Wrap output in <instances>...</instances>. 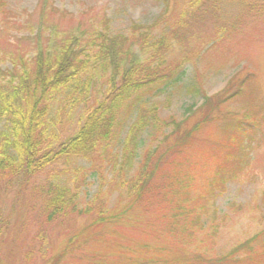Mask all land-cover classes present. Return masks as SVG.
<instances>
[{"label":"trees","instance_id":"1","mask_svg":"<svg viewBox=\"0 0 264 264\" xmlns=\"http://www.w3.org/2000/svg\"><path fill=\"white\" fill-rule=\"evenodd\" d=\"M161 1L167 7L168 0ZM193 1L200 2L190 7L191 16L198 18L208 10L216 12L220 3ZM206 2L209 8L202 9ZM248 7L247 12H252ZM49 10H53L50 1L40 0L34 35L39 40L44 34L52 45L36 41L34 54L29 56H6L0 49V252L10 235L15 208L12 203L13 213L3 214L11 182L18 178L17 185L24 187L42 172L59 174L60 166L75 158L93 168L90 171L97 183L105 179L101 167L119 175L115 189L120 196L125 194L128 209L141 207L143 212L154 201V205L166 206L164 216L170 218V231H179L183 242L188 243L194 226L203 227L198 212L205 211V203L200 200L204 202L215 189L223 190L245 168L254 144H258L255 137L264 129V104L254 102L255 92L253 99L246 100L244 112L238 114L227 108L230 101L250 96L249 84L254 76L248 73L225 88L215 101L204 94L199 105L189 107L188 115L160 117L157 106L147 105L145 98L163 93L186 76L185 64L190 57L180 46L185 38L182 31L188 25L184 13L178 15L176 27L159 33L138 24L133 27L143 29L113 33L109 16L102 13L88 28L77 26L57 36L44 26ZM5 12V2L0 0V15L4 17ZM223 35L221 29L209 45L218 43ZM99 82L103 84L96 89L100 93L96 97ZM81 105L84 110L75 121L74 132H57L62 116L71 115ZM204 107L202 117L186 125L189 116ZM143 137L149 138L147 144ZM180 152L187 157L177 165L174 159ZM138 158V167L132 173ZM97 159L102 163L95 164ZM168 164L180 166L181 173ZM196 173L202 175L204 183L190 187ZM53 178L46 188L40 186L44 191L40 211L46 221L76 208L73 187L61 184L59 175ZM123 211L115 209L103 217L100 205L95 206L93 228L113 222L110 238L102 232L94 235V241L107 244L98 253L101 264H264V228L216 257L157 242L143 244V254L134 255L133 249L124 247L118 239ZM63 254L57 253L54 262ZM108 256L115 258L112 261Z\"/></svg>","mask_w":264,"mask_h":264},{"label":"rangeland","instance_id":"2","mask_svg":"<svg viewBox=\"0 0 264 264\" xmlns=\"http://www.w3.org/2000/svg\"><path fill=\"white\" fill-rule=\"evenodd\" d=\"M49 1L53 10L45 14L44 26L57 36L75 30L77 26L88 28L93 21L98 22L102 13L109 16L113 33L143 29L133 27V24L150 26L149 30L159 33L162 29L176 27L178 15L184 13L188 25L182 31L185 38L180 46L190 57L185 64L186 76L163 93L145 98L147 105L157 106L160 117L172 115L178 119L188 115L189 107L199 105L204 94L215 101L225 88L234 86L248 73L254 76L249 84L250 96L242 95L230 101L227 108L238 114L244 112L246 100L253 99L254 92V102L264 104V0H220L216 12L208 10L203 18L191 16L190 7L200 3L195 4L193 0H168L167 7L161 0ZM4 2L6 12L4 17L0 15V49L6 56L32 55L36 41L52 45L44 34L39 40L34 35L39 24L40 0ZM206 6H209L207 2L202 9ZM248 6L252 7V12H247ZM221 29L224 32L221 40L209 45ZM102 84L99 82L95 87L96 97L100 94L96 89ZM83 110L81 105L71 115H63L55 130L71 135ZM204 110L205 107L190 115L186 125L201 118ZM255 138L258 144H254L245 168L239 170L223 190L215 189L204 202L200 200L205 203V211L198 212L203 227L194 226L188 243L183 242L184 237L178 234L179 231H170V218L164 216L166 206L154 205V201L143 212L141 207L128 209L125 194L120 196L115 189L119 175L101 167L105 179L97 183L96 176L90 171L93 168H88L87 162L79 158L72 159L66 166L61 165L59 174L50 170L40 173L24 187L17 185L18 178L14 179L10 190H6L2 206L4 215L13 213L12 203L15 206L9 225L10 235L6 236L2 254L0 252L3 264H101L99 254L107 244L94 241V235L102 232V236L110 238L113 222L91 226L97 203L103 217L115 209H124L117 228L118 239L121 245H126L124 247H131L134 255H142L147 243L157 242L178 246L187 253L219 256L264 228V129ZM148 139L143 137L146 144ZM186 157L180 152L174 161L179 165ZM138 161L139 158L133 162L132 173L136 171ZM94 163L99 165L102 161L97 159ZM177 165L168 164L179 174L181 167ZM54 175H59L61 184L73 187L76 208L46 221L45 214L40 211L44 195L41 189L46 188ZM202 183V175L196 173L190 187H200ZM163 204L168 205L167 202ZM138 244L141 246L137 247ZM61 251L64 254L54 262V256ZM108 258L113 261L115 257Z\"/></svg>","mask_w":264,"mask_h":264}]
</instances>
